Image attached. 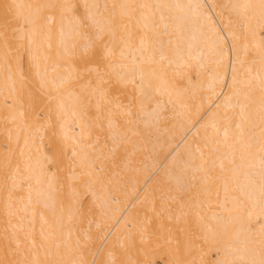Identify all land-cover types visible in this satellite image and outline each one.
<instances>
[{"label":"bare ground","instance_id":"bare-ground-1","mask_svg":"<svg viewBox=\"0 0 264 264\" xmlns=\"http://www.w3.org/2000/svg\"><path fill=\"white\" fill-rule=\"evenodd\" d=\"M262 29L264 0H0V264H264Z\"/></svg>","mask_w":264,"mask_h":264},{"label":"rangeland","instance_id":"rangeland-1","mask_svg":"<svg viewBox=\"0 0 264 264\" xmlns=\"http://www.w3.org/2000/svg\"><path fill=\"white\" fill-rule=\"evenodd\" d=\"M261 33H263L264 34V30L262 29L261 30ZM0 144L2 145V148H6V147H8V141H7V138L5 137V135H4V132L3 131H0ZM46 148H47V150L49 151V147L48 146H46ZM9 179V170L6 172V180H8ZM214 252V251H213ZM212 255L213 256H215V253H212ZM240 262V261H239ZM238 262V264H246L245 262H240L239 263ZM161 264H162V262H160Z\"/></svg>","mask_w":264,"mask_h":264}]
</instances>
